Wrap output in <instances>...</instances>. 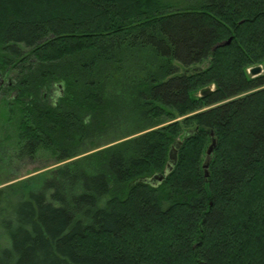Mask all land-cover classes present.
Returning <instances> with one entry per match:
<instances>
[{"label": "trees", "instance_id": "obj_1", "mask_svg": "<svg viewBox=\"0 0 264 264\" xmlns=\"http://www.w3.org/2000/svg\"><path fill=\"white\" fill-rule=\"evenodd\" d=\"M263 62L264 0H0V264H264Z\"/></svg>", "mask_w": 264, "mask_h": 264}, {"label": "rangeland", "instance_id": "obj_2", "mask_svg": "<svg viewBox=\"0 0 264 264\" xmlns=\"http://www.w3.org/2000/svg\"><path fill=\"white\" fill-rule=\"evenodd\" d=\"M257 64H261L262 65V68H263V75H264V62L263 63H257ZM254 66H256V65H254ZM249 69V68H248ZM247 69V72H249V70ZM1 73H0V86H5V87H11L12 85H13V83H12V81L14 82V83H16L15 82V80H16V78H15V73L14 72H10V73H6V72H2V71H0ZM250 74V73H249ZM252 75V74H251ZM253 76V75H252ZM256 76H260V75H256ZM254 77V76H253ZM255 78V77H254ZM212 86V85H211ZM12 87H14V86H12ZM59 87V86H58ZM210 87V86H209ZM60 89H62V87H59ZM13 89V88H12ZM14 90V89H13ZM13 90H11V92H9L8 94L9 95H12L13 93L15 94L16 93V91H13ZM55 90H57V88L56 89H54V91ZM200 91L201 90H199V91H195L194 92V96H198V97H201V94H200ZM57 95V94H56ZM45 96L47 97L48 96V93L47 94H45ZM49 100H52L51 99V97H50V99ZM131 107H132V105H130ZM196 113V112H195ZM195 113H191V115H193V114H195ZM191 115H184V116H180V117H177V119H176V121H183L182 119L183 118H186V117H190ZM166 116V115H165ZM170 122H173L172 120H167L163 125H168ZM186 127V126H185ZM184 127V128H185ZM188 127H191V126H188ZM187 127V128H188ZM115 131V130H114ZM113 131V132H114ZM112 132V133H113ZM113 135H111V137H112ZM110 137V138H111ZM115 136H113V139H110V140H113V141H118V140H116V138L117 137H115ZM108 138H109V136H108ZM115 139V140H114ZM14 141H11V143H13ZM45 154V156H47V155H49V153H48V151H45L44 152ZM75 158H77V157H73V158H70L69 160H67V161H70L71 159H75ZM38 160L39 161H36V163H30V164H27V165H25V166H21L20 167V170H18L17 172L19 173V177L20 178H23V177H25V175L29 172V170H35L36 169V167H41V166H43V165H45V167L46 168H44L43 169V171H47L48 172V170L49 169H51V168H54L55 166H59L60 164H62V163H65V162H67V161H65V162H59V163H56V162H54V160L55 159H53V158H51L50 156H47V157H39L38 158ZM168 171H169V169L167 168L166 170H165V172H164V174L165 175H167V173H168ZM165 178V177H164ZM161 179V178H160ZM155 181H158V180H155ZM154 181V182H155ZM157 235H159V234H157ZM156 236H154V237H152V240H154V243L156 242ZM151 244H152V241H151ZM156 244V243H155ZM157 245V244H156Z\"/></svg>", "mask_w": 264, "mask_h": 264}, {"label": "water", "instance_id": "obj_3", "mask_svg": "<svg viewBox=\"0 0 264 264\" xmlns=\"http://www.w3.org/2000/svg\"><path fill=\"white\" fill-rule=\"evenodd\" d=\"M232 42V38H229L228 40L226 41H222L219 45H217L218 47H221V46H224V45H229L230 43ZM262 70V66L261 65H256V67H253L250 69V72L253 74V75H256V74H259L260 71ZM212 91V88L211 87H204L201 89V93L200 94H206L208 92H211ZM195 130L198 129V127L196 126L194 128ZM214 145H215V141L214 143L209 147V149L207 150V155H206V158L204 160V170H205V175L209 176V167H210V161H211V158H212V153H213V149H214ZM171 158H176V152L175 151H172L171 153ZM157 178H161L163 179L164 178V174H160V176H156Z\"/></svg>", "mask_w": 264, "mask_h": 264}, {"label": "bare ground", "instance_id": "obj_4", "mask_svg": "<svg viewBox=\"0 0 264 264\" xmlns=\"http://www.w3.org/2000/svg\"><path fill=\"white\" fill-rule=\"evenodd\" d=\"M257 65H261V64H257ZM262 66V65H261ZM253 67H256V66H253ZM253 67H251V68H253ZM250 68V69H251ZM250 69H249V72H250ZM251 73V72H250ZM252 74V73H251ZM260 74H263V68H262V70L260 71V73L259 74H256V75H260ZM253 75V74H252ZM256 75H253V76H256ZM209 93V92H208ZM203 95V94H202Z\"/></svg>", "mask_w": 264, "mask_h": 264}]
</instances>
